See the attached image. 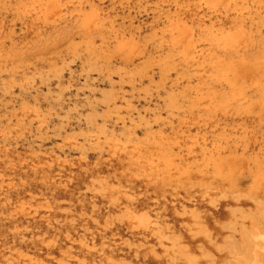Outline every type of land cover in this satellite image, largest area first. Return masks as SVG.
Instances as JSON below:
<instances>
[{"label":"rangeland","instance_id":"obj_1","mask_svg":"<svg viewBox=\"0 0 264 264\" xmlns=\"http://www.w3.org/2000/svg\"><path fill=\"white\" fill-rule=\"evenodd\" d=\"M263 181L264 0H0V264H209Z\"/></svg>","mask_w":264,"mask_h":264},{"label":"bare ground","instance_id":"obj_2","mask_svg":"<svg viewBox=\"0 0 264 264\" xmlns=\"http://www.w3.org/2000/svg\"><path fill=\"white\" fill-rule=\"evenodd\" d=\"M248 180H246V182ZM240 181L243 182L241 179ZM262 183L264 184V181ZM261 187H263L262 184ZM258 195H260L261 199L264 201V190L263 193L260 191ZM220 196H226V192L222 191ZM258 199L253 200V202H260ZM234 200L238 201V198ZM216 201H218L220 205L228 203V201H224L223 198ZM242 203L245 202L242 201ZM262 203L264 202H261V204ZM261 204L259 203L258 205ZM211 205H214V201ZM229 208L230 206L227 207L228 213L224 215L225 219L222 221L215 220L211 227L210 242L211 246H213L212 254L208 256L200 247L201 256L210 257L209 264H264V209L260 208L258 210L259 212L257 210L251 212L252 209L249 211L244 210L247 213L245 214L242 212L243 209L241 208ZM217 223H219V229L216 227ZM205 232L207 233V230ZM208 234L209 233H207V235ZM207 235L206 237L209 238ZM218 239L220 240V244L218 243ZM217 252L220 253L218 254ZM197 261H199V258L196 256L192 264H197Z\"/></svg>","mask_w":264,"mask_h":264}]
</instances>
